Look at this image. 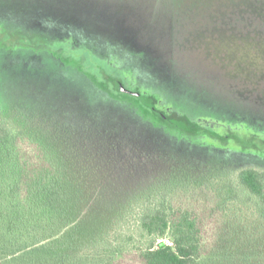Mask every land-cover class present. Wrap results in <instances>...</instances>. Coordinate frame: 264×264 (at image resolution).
<instances>
[{
  "label": "rangeland",
  "instance_id": "1",
  "mask_svg": "<svg viewBox=\"0 0 264 264\" xmlns=\"http://www.w3.org/2000/svg\"><path fill=\"white\" fill-rule=\"evenodd\" d=\"M52 22L53 31L45 26L49 33H39L40 26ZM61 26L77 30L75 40L90 49L75 50L83 53L78 58L88 54L86 58L95 62L88 66L96 71L103 67L127 88L154 97L169 116H188L219 132L256 136L255 142L242 138L244 144L264 140V123L254 121L264 118V0H0V28L6 30L1 36L11 42L21 34L30 38L32 48L47 42L55 43L54 48L76 49L62 40L63 35L53 36ZM30 59L24 54L13 57L11 47L0 49V104H12L9 110L22 118L63 125L69 133L68 148L75 146L72 141L86 143L79 157L90 158L86 164L91 193L83 225L92 222L90 211L98 216L110 206L124 211L129 200L146 192L140 198L146 204L203 210L201 232L207 242L231 213L216 220L211 210L226 191L221 189L227 176L214 179L212 186L191 180L182 192L160 200L150 185L183 162L197 169L220 158L238 168L253 165L264 153L243 151L234 143L224 148L202 138L188 139L146 114L135 99L126 97L121 106H114L82 75L57 69L41 57ZM131 109L144 113L146 122L131 118ZM2 171L0 166L4 177ZM5 198L0 197V264H37L29 254L33 247H23L32 240L25 233L17 244L23 249L8 257L12 247L1 227ZM241 211L248 213L243 206ZM128 218L119 225L113 217L103 229L105 244L91 251L99 253L96 260L141 264L147 237L141 236L136 217ZM168 239L167 233L163 240ZM12 242L17 243V237Z\"/></svg>",
  "mask_w": 264,
  "mask_h": 264
},
{
  "label": "trees",
  "instance_id": "2",
  "mask_svg": "<svg viewBox=\"0 0 264 264\" xmlns=\"http://www.w3.org/2000/svg\"><path fill=\"white\" fill-rule=\"evenodd\" d=\"M5 31L0 28V49L12 46L10 39L1 36ZM66 52L69 50L65 48ZM86 57L59 58L63 64L81 72L91 85L108 96L114 106H121L123 99L130 97L138 102L146 114L188 139L202 138L224 148L234 143L241 146L243 151L264 153V140L254 146L242 143V138L255 142V135L240 136L228 130L219 132L192 121L188 116H170L173 117L170 119L185 122L187 129L163 121L149 109L150 99L142 103L139 94L130 96L129 92L121 91L122 80L107 74L103 67L96 71L88 66L95 62ZM84 65L88 68L85 69ZM2 103L0 166L4 177L0 176V197L6 195L8 204L6 211H2L1 227L12 247V254L9 253L8 257L21 250L22 247L17 244L25 233L32 240L25 242L23 247H33L29 254L37 264H114L96 260L99 257L94 256H100L99 253L91 251L105 244L103 229L110 225L113 217L115 223L120 225L132 214L133 218L136 217L141 236L147 237L146 245L139 254L141 264H264V163L260 162H264V158L257 157L253 165L238 168L223 163V160L221 162L220 158L208 161L205 167L197 169L183 162L156 177L157 182L150 185L149 189L155 190L156 199L160 200L174 191L182 192L191 180L195 184L212 186L214 179L226 175V187L219 188L226 191H222L219 203L211 206V210L215 212L216 220L221 214L231 213L223 217L207 242L203 241L201 232L204 226L203 210L197 213L188 208L175 210L170 202L168 206L164 205L166 202L146 204L140 200L146 197V192L129 200L130 204L124 206L125 212L110 206L109 212L98 216L97 212L89 210L90 221L94 223L85 227L84 206L91 193L86 161L90 158L79 157L83 156L79 153L87 149L84 148L86 143L72 141L75 146L68 148L66 146L70 139L66 127L49 121L22 118L9 110L12 104ZM129 112L134 120L146 122L148 119L136 109ZM24 143L27 145L24 146ZM230 174L232 177H228ZM7 176L8 181L2 186ZM207 206L210 207L209 204ZM241 206L249 214L243 213ZM253 214L255 216L250 218ZM17 233L18 236H15ZM167 233L170 238L168 242L163 240ZM16 237L17 243L12 242Z\"/></svg>",
  "mask_w": 264,
  "mask_h": 264
},
{
  "label": "flooded vegetation",
  "instance_id": "3",
  "mask_svg": "<svg viewBox=\"0 0 264 264\" xmlns=\"http://www.w3.org/2000/svg\"><path fill=\"white\" fill-rule=\"evenodd\" d=\"M54 25H55V22H52L51 25H50V23L43 24L42 26H40V27H42L41 30L39 29L38 31H39V33H42L44 35L46 33H49L48 32L49 29H45V28L50 26L51 30L53 31V29H55ZM60 30H61L60 33L53 35V36L63 35L64 38H62V40L68 41L69 45L72 46L73 48H76V49H70L68 53L67 52L65 53V48H61L60 46L58 48H54L55 43L42 42V39L39 37L38 34H35V36L38 37V41L42 42V43H38V47L32 48L33 45L28 41V39H30V38L23 39V38H20L21 34L19 36H17V34H16L17 38L12 39V46H11L13 57H23V54L26 55L27 57H31L30 60H35V59L41 57L45 61L48 60V61L52 62V65L55 67L57 66L56 67L57 69H61L62 71H66V72L69 71L68 72L69 74L72 72H76L78 76H81V72H79L77 69H74V68H72L66 64H63L62 60L59 57H82L83 53L80 54L78 52H75V50L81 49L84 52V50L87 51L90 49H87L86 47L84 49V47L81 46L83 43H81V42L79 43V41L75 40L74 35H76L75 32L78 33V31L75 30L74 28L69 29V28H65V27L61 26ZM35 31H37V30H35ZM62 40L60 39L59 42H61ZM24 41H27L28 44H26ZM18 42H21L22 44L18 43ZM85 44H86V42H85ZM122 83H123V87L126 90H128V92H129L128 95H130V96L137 95L138 96V94H139L141 97L139 99L142 100L141 101L142 103L146 99H150L151 105H149V109L152 111V113L157 114V116L160 117L163 121L165 119L158 114L164 115L167 119L173 118V117H170L168 114H166L164 111H162L161 109H159L157 107V100L154 97L149 96L147 94H143L139 90H132L130 88H127L123 81H122ZM255 120H258V121L264 123V118H258V119L255 118L254 121ZM228 131H230V130H228Z\"/></svg>",
  "mask_w": 264,
  "mask_h": 264
},
{
  "label": "water",
  "instance_id": "4",
  "mask_svg": "<svg viewBox=\"0 0 264 264\" xmlns=\"http://www.w3.org/2000/svg\"><path fill=\"white\" fill-rule=\"evenodd\" d=\"M120 87H121V86H120ZM120 87H119V89H120L121 91H123V92H125V93L128 92V90H126L124 87H121V88H120ZM149 105H151V104L149 103ZM158 115H160L161 117H163V118L165 119V121L171 123V125H173V126L180 127V128H183V129H187V125H186L185 122L178 121V120H174V119H167V118H166L164 115H162V114H158Z\"/></svg>",
  "mask_w": 264,
  "mask_h": 264
}]
</instances>
